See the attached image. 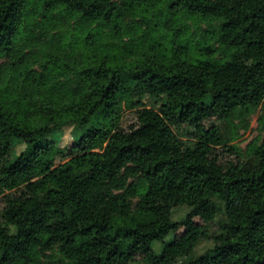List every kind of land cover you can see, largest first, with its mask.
<instances>
[{"label":"trees","instance_id":"obj_1","mask_svg":"<svg viewBox=\"0 0 264 264\" xmlns=\"http://www.w3.org/2000/svg\"><path fill=\"white\" fill-rule=\"evenodd\" d=\"M0 215V264H264V0H0Z\"/></svg>","mask_w":264,"mask_h":264},{"label":"rangeland","instance_id":"obj_2","mask_svg":"<svg viewBox=\"0 0 264 264\" xmlns=\"http://www.w3.org/2000/svg\"><path fill=\"white\" fill-rule=\"evenodd\" d=\"M196 23L197 21H189V25H190V29L192 30H196ZM200 24V23H199ZM212 26L214 24H211ZM200 26H202L203 28H206L209 26V24L207 23H201ZM211 28V27H210ZM165 31L162 32V34H164ZM143 102L146 106L148 107H153V108H159V104L155 101V99H153L150 96H145L143 98ZM257 117L258 115L255 114L252 118L251 121V127L249 130L245 131L242 133V136L238 139L237 143L239 144V146L241 148H245L246 145L252 140L254 139L255 136L258 135L259 131L256 129V127L258 126V122H257ZM136 124V118L134 116V114L132 113H126L123 119V127L124 128H129L131 125ZM175 132L181 136L184 140L189 141L191 139L189 132H191V128L186 126V125H175L173 126ZM62 137L61 140L59 141V145L61 147H65V146H69L72 143L75 142L76 140V134L74 131V127L72 125L67 126L63 131H62ZM26 147V144L24 143H18L16 145V152L19 153L22 150H24ZM187 212V207L186 206H178L174 208V218L175 219H179L182 216H184V214ZM198 221H200V219L197 218ZM0 222H1V215H0ZM214 228L216 229L217 226H214ZM174 237L173 233H171L168 237L165 238L166 241L171 240ZM160 245V243H159ZM212 245L211 242L209 241H204L200 244V246L197 248V252L201 253L204 252L205 250H207L210 246Z\"/></svg>","mask_w":264,"mask_h":264}]
</instances>
